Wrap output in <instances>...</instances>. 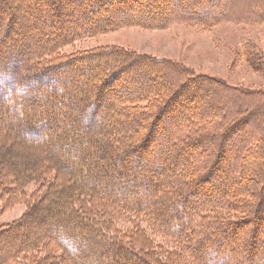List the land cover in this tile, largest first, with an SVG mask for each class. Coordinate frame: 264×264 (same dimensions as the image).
<instances>
[{
    "label": "trees",
    "instance_id": "1",
    "mask_svg": "<svg viewBox=\"0 0 264 264\" xmlns=\"http://www.w3.org/2000/svg\"><path fill=\"white\" fill-rule=\"evenodd\" d=\"M224 22L263 24L264 0H0V127L105 168L57 154L8 180L0 139V216L28 203L0 223V264H264V89L123 46L64 51L125 26ZM258 48L237 58L264 74Z\"/></svg>",
    "mask_w": 264,
    "mask_h": 264
},
{
    "label": "rangeland",
    "instance_id": "2",
    "mask_svg": "<svg viewBox=\"0 0 264 264\" xmlns=\"http://www.w3.org/2000/svg\"><path fill=\"white\" fill-rule=\"evenodd\" d=\"M47 30L45 29V32L37 33L38 35L46 36L48 35ZM30 34L31 32L28 33V35ZM25 38H27L26 34L16 32L11 34L9 42H21ZM247 41H254L258 45V49L264 52V23L249 26L224 22L208 31H200L197 28L184 24H175L161 29L125 26L96 37L77 41L65 47L64 51L70 53L74 50L91 48L98 45L123 46L157 58L178 61L186 67L192 68L198 74L220 78L234 86L245 89H264V74L256 72L246 61L241 58L239 59V57L237 58V53L242 50L243 45ZM58 109L61 110V107ZM35 111L40 116L43 113L42 109L38 107H35ZM14 122L4 119V125L0 127V139L6 142L4 143L6 148L5 150L3 149L1 157L3 161L1 170L5 169L3 174L6 175L8 180H11V177L16 174L15 170L19 171L20 169L21 171L23 168L25 173L29 168L31 169L33 163L38 167L45 166L57 154H69L67 158L68 162H70V159H74L80 167L82 166V170L88 169L89 173H103L105 171L104 167L97 165L94 161H86V163L78 162L76 158L77 153H71L66 143H61L60 147L51 149V152H49L48 148L46 151L42 148H40L42 150H38L35 144L30 146L27 141V143H17V136H20V133L16 132V127L13 125ZM66 126L65 124L64 127ZM76 131L80 132L81 128ZM50 135L55 136L53 134ZM50 135L48 137H51ZM42 136L47 138V134L45 133H42ZM41 147H44V145ZM51 153H54L52 154L53 156L50 155ZM117 172V170L115 172L111 171L110 176L115 179L118 175ZM81 173L83 174V172ZM122 180L123 178H121V182ZM106 185V183L100 182L101 187H105ZM146 192L141 197L143 200H146L151 190H146ZM27 208V202L22 201L18 197L14 198L12 203L7 206L0 216V223L4 224L19 219L26 212ZM52 208L48 213L49 216L60 213L59 203H56L55 208ZM228 262L229 259L226 258L224 263Z\"/></svg>",
    "mask_w": 264,
    "mask_h": 264
}]
</instances>
